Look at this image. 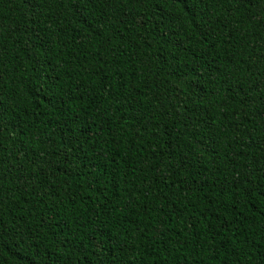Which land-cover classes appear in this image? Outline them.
I'll return each mask as SVG.
<instances>
[{"label":"trees","instance_id":"1","mask_svg":"<svg viewBox=\"0 0 264 264\" xmlns=\"http://www.w3.org/2000/svg\"><path fill=\"white\" fill-rule=\"evenodd\" d=\"M0 264H264V0H0Z\"/></svg>","mask_w":264,"mask_h":264}]
</instances>
